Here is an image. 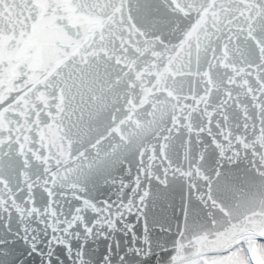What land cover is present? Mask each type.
<instances>
[{"label":"snow or ice","instance_id":"6c2138e0","mask_svg":"<svg viewBox=\"0 0 264 264\" xmlns=\"http://www.w3.org/2000/svg\"><path fill=\"white\" fill-rule=\"evenodd\" d=\"M257 31H264V0H0V167L10 166L9 149L15 145L25 167L33 161L42 164L45 183L57 178L78 183L86 175L87 146L108 135L123 139L126 129L120 125L135 123L137 108L150 107L153 117L136 123L137 134L163 120L166 113L158 106L176 98L175 78L190 74L194 60L199 69L202 54L211 53L224 64L230 56L243 57L254 49L264 93V36ZM165 33L178 42L158 45ZM131 41H143V51L136 49L141 56L152 49L155 59L136 75L140 81L146 72L151 86L141 83L143 97L127 98L124 116L105 122L113 67L127 62L123 54ZM262 105L264 101L257 107ZM244 127L243 139L237 140L246 153L259 157V164L252 161L259 186L252 190L244 186L247 181L235 183L222 171L214 173L215 179L206 177L207 191L189 198L175 232L168 229L167 241L156 253L149 243L145 264H264V116L259 130L251 125V137L249 125ZM214 146L226 158L223 147ZM106 163L98 151L87 167L91 171ZM81 210L77 205L75 212ZM16 211L23 219L25 209L16 206ZM33 213L48 214L32 208L28 215ZM22 230L26 249L12 264H63L62 255L72 260L70 242L57 241L45 252L26 226Z\"/></svg>","mask_w":264,"mask_h":264},{"label":"water","instance_id":"95a60500","mask_svg":"<svg viewBox=\"0 0 264 264\" xmlns=\"http://www.w3.org/2000/svg\"><path fill=\"white\" fill-rule=\"evenodd\" d=\"M252 3L260 4L261 0H245V4ZM257 35L264 36V31H257ZM165 37L156 43L171 47L178 42L171 34L165 33ZM144 47L143 41H131L123 54L127 62L113 67L111 106L104 113L105 122L124 116L127 98L138 101L143 97L141 83L148 81L145 87L151 86L152 77L146 72L136 80V75L155 59L151 48L142 56L137 52ZM258 62L254 49L246 50L243 57L230 56L224 64L211 53L202 54L199 69L194 60L190 74L175 78L172 87L176 98L158 106L166 113L163 120L137 134L136 123L153 119L150 107L137 108L135 123L125 120L120 125L126 129L123 139L120 134L115 138L108 135L95 146H87L86 175L76 184L59 178L55 183L51 179L45 183L42 164L33 161L25 167L12 145L10 166L0 167V251L8 253L0 255V264H12L26 249L21 240L25 226L29 236L38 238L41 251L55 247L57 241L70 242L72 260L62 255L63 264H145L149 243L156 253L167 241L168 229L175 232L176 219L189 198L207 191L206 177L215 179L214 173L222 171L235 183L247 181L245 187L257 188L260 177L252 161L259 164V157L246 153L237 137L243 139L245 123L251 137V125L255 123L259 130L264 116V105L257 107L264 101L257 81ZM216 143L223 147L226 158H220ZM98 151L106 156L107 163L89 171L87 164ZM77 205L80 212H75ZM16 206L25 209L23 219ZM32 208L48 214L29 216ZM74 216L80 219L74 220ZM52 228L58 230L53 233Z\"/></svg>","mask_w":264,"mask_h":264}]
</instances>
